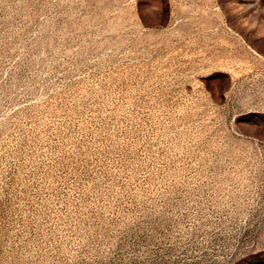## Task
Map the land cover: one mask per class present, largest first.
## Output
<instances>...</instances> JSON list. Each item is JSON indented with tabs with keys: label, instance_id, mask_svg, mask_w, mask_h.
Wrapping results in <instances>:
<instances>
[{
	"label": "rangeland",
	"instance_id": "rangeland-1",
	"mask_svg": "<svg viewBox=\"0 0 264 264\" xmlns=\"http://www.w3.org/2000/svg\"><path fill=\"white\" fill-rule=\"evenodd\" d=\"M0 264H264V0H0Z\"/></svg>",
	"mask_w": 264,
	"mask_h": 264
}]
</instances>
